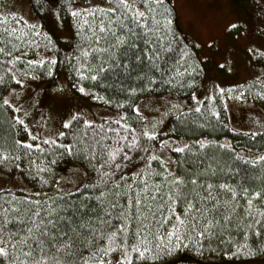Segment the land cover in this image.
<instances>
[{
	"label": "snow or ice",
	"instance_id": "6c2138e0",
	"mask_svg": "<svg viewBox=\"0 0 264 264\" xmlns=\"http://www.w3.org/2000/svg\"><path fill=\"white\" fill-rule=\"evenodd\" d=\"M171 3L85 0L74 7L69 0L54 14L49 9L57 18L64 10L73 18L68 27L75 31L68 35H74L75 43H67L73 49L67 54L71 88L113 106L117 117L97 124L72 112L61 121L64 130L46 139L34 133L37 114L20 106L17 88L26 78L36 79L33 69L43 68V75L52 77L58 57L28 59L29 51L40 47L38 25L16 19L15 13L0 17V109L8 112L12 133L10 144L0 143V170H21L35 189L22 198L0 190L7 197L0 198V264H156L162 254L171 256L192 245L202 248L201 242L212 240L227 245L225 256L264 250V154L244 155L231 143L203 136L183 142L176 127L174 136L161 138V121H150L140 111V97L159 98L166 92L171 98L159 105L162 116L173 117L180 129L209 126L203 121L205 106L194 93L195 107L179 100L185 88L197 86L196 76L209 57L200 59L193 51L198 44H182L172 34ZM21 23L24 28L13 26ZM241 27L228 22L224 35L238 37ZM214 43L209 38V50ZM246 50L264 62V51ZM65 87L55 84L53 91ZM255 97L264 100V90ZM237 98L246 99L243 93ZM192 113L201 122L190 119ZM38 138L48 152L34 143ZM37 153L50 155L52 165L72 157L85 170L83 179L62 187L49 163H37ZM173 153L178 155L173 158ZM249 237H254L251 245Z\"/></svg>",
	"mask_w": 264,
	"mask_h": 264
},
{
	"label": "rangeland",
	"instance_id": "374dc122",
	"mask_svg": "<svg viewBox=\"0 0 264 264\" xmlns=\"http://www.w3.org/2000/svg\"><path fill=\"white\" fill-rule=\"evenodd\" d=\"M172 4L176 10L178 31L186 34L188 41L199 45L195 51L200 59H203L205 54L209 57V60L202 66V78L199 87L194 92L197 98L205 97L207 91L215 88L214 86L224 88L256 77L264 80V62H256L258 58L246 50L256 48L264 51V0H172ZM8 9L21 13L27 18L30 17V5L26 0H0V11ZM43 19L45 25L53 31L57 38H69L66 40L71 42V36L68 35L69 28L65 23H61L55 15H50L49 12L44 14ZM228 22H236L242 26L238 37L235 34L233 38L224 35V25ZM209 38L215 41L210 50L207 44ZM220 64L224 65L223 70L219 68ZM56 79L57 82L55 80V83H52L46 78H26L25 85L17 88L21 97L20 106L25 111L37 114L36 123L31 126L38 137L46 139L57 131H63L61 121L67 119L68 114L72 112H81L85 119L95 120L97 124L117 117L116 112L93 105L90 97L83 94L75 95L66 77L58 75ZM55 84H64L66 87L63 91H53ZM165 98H171V96L165 93L159 98L144 97L138 101L140 111L144 116L150 121L153 119L161 121L158 125L161 131L170 118V116H162L161 111H158L159 105L164 102ZM225 104L227 123L231 130L244 132L264 130L263 106L251 100L238 102L229 100ZM26 119L31 121L32 116ZM36 124H39V127ZM83 131L82 127L81 132ZM163 137L161 135V138ZM56 138L65 142L64 137ZM67 139L71 140V136ZM181 139L183 142L189 140L188 138ZM34 143H40L41 147L49 150L39 138ZM165 158L168 159L167 154ZM69 160V163L59 166V171L54 173V175L58 174L62 187L67 181L77 185L84 176L85 170L77 168L72 163V157H69ZM169 166L172 167L171 159H169ZM23 177L18 169L11 170V174L0 170V189L20 188L23 185ZM24 180L29 183L25 177ZM182 258L184 261L192 259L185 256ZM216 262V264H264V256L245 260L224 259ZM158 264H167V261Z\"/></svg>",
	"mask_w": 264,
	"mask_h": 264
},
{
	"label": "trees",
	"instance_id": "16d2710c",
	"mask_svg": "<svg viewBox=\"0 0 264 264\" xmlns=\"http://www.w3.org/2000/svg\"><path fill=\"white\" fill-rule=\"evenodd\" d=\"M28 2V5H30V17L27 18L26 16H23L21 13L13 12L11 10L6 11H0V17H3L5 15H9L10 13H15L16 19H20L23 17L24 20L38 25V31L42 33V35L36 37L37 43L40 45L39 48H35L31 51H29L28 59H36V58H43L45 56H57L59 63L54 67L53 70V76L48 77L46 75H43L44 69H33L34 75L39 78H46L49 79L52 83L53 81L57 82L58 75H62L68 79L69 86L71 87V84L74 83L73 73L71 72V65L67 62V54L71 53L73 51L72 48L67 46V43L70 42L66 39L69 38H57L53 31L45 25L43 16L47 12H49V9L51 8L52 12L55 13L58 10L61 9L62 5H65L69 0H59V3L53 5L50 0H26ZM70 2L73 4L74 7L82 6L85 3V0H70ZM172 9L171 13V27H172V34L175 35L176 39L183 43H189L193 44L187 39V35L183 34L182 32L178 31L176 27V10L173 7V4L169 5ZM61 23H65L68 27L72 23V17L70 16V13L67 10L60 12V18H57ZM10 22V21H9ZM14 27L24 28L23 23L19 25H13ZM69 28V27H68ZM26 30V29H25ZM69 31H72L74 33L75 29L69 28ZM60 37V36H59ZM51 40L52 43L48 44V41ZM71 42L75 43V37L74 35L71 36ZM47 45V46H46ZM194 55H196L195 49ZM21 65H16V69L19 70ZM0 71H3V69H0ZM203 72L201 71L200 75L196 76L197 80V86L193 88H185L183 92L179 93V100L181 103L185 104L186 106H192L195 107L196 101L191 100V94H193L197 88L199 87V82L202 78ZM5 77L7 78V74L5 73ZM72 89V88H71ZM226 90L225 93H220L218 88H211V90L207 91L205 97L202 99L198 98L202 104L205 106L204 110L205 115L203 117V121L208 122V127H197L195 125L191 127H184L183 129H180L176 120L170 116V118L167 120V123L164 127V129L161 131V135H173L174 133L171 131L173 127L177 128V131L179 133L180 138H188V142L190 140H196L200 139L202 136L206 137L209 140L213 141H220L221 143L228 142L233 145L234 148L237 149V151H241L242 154L253 156L256 154H264V130H260L257 132H244V131H233L229 127L227 123V114H226V102L229 100L232 101H244L237 98L238 93H243L245 96V100H251V102H254L256 104H260L264 107V100H261L259 98L255 97V93L257 91L264 90V80L260 77V80L257 81L256 78L247 79L244 82L237 83L236 85H230L224 87ZM231 89V92L228 90ZM73 90V89H72ZM74 94H80L77 91L73 90ZM99 91V90H98ZM157 92H160L159 89H157ZM166 92L160 93V97L162 94H165ZM215 95V99L209 100L208 97L210 95ZM101 95H106L105 93L101 92ZM171 95H177L175 92L171 93ZM144 97H152L148 94H145L143 97H140L139 100H141ZM155 97V96H153ZM138 100V101H139ZM137 101V103H138ZM91 102L95 106H101L107 110H111L117 113V109H115L113 106L105 104L103 101L98 100H92ZM209 111H215L219 112L220 116L219 119H217L215 116H211L208 114ZM9 116L8 112L4 111L3 109H0V143L6 142L5 146L7 144L11 143L12 139V133L9 130V125L6 121H8ZM190 119L197 120V122H201L199 119V114L192 113L190 114ZM255 133L256 135L253 136L252 134ZM49 150L45 149V152H48ZM178 154L173 153L172 157L174 158ZM37 156L39 157V160L37 161L38 164L42 166L43 163H49L50 167L52 168V174L59 171V166H63L65 163H69V157H61L57 159V162L55 165H52L50 163L51 156H41L40 153H37ZM26 163V162H25ZM175 167V164L172 163V168ZM9 168L11 166L9 165ZM55 168V169H54ZM14 170V169H12ZM19 170V169H18ZM21 171V170H19ZM55 171V172H54ZM5 172V171H4ZM23 185L20 188H6V189H0V190H7L8 195H16L17 197H23L24 195H27L29 193L35 194V189L31 187L33 186L32 183H26L24 180V177L22 178ZM0 198H7L5 196V192L0 191ZM254 239V237H249V244L251 245V240ZM203 243V247H199V245H192L186 248L180 249L178 252H174L171 256H163L161 255V258L156 262L158 264L159 262L168 261L170 259H176L180 257H189L191 261H184L179 260V264H216V261L229 259V260H245V259H254L258 256H264V250H257L254 254H234L225 256L223 255L224 251L228 250L227 245H220L215 240H212L211 242H201ZM233 253H235V249H231ZM151 264V262H149Z\"/></svg>",
	"mask_w": 264,
	"mask_h": 264
}]
</instances>
